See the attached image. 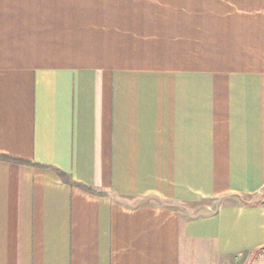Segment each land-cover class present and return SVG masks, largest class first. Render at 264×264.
Listing matches in <instances>:
<instances>
[{
    "label": "crops",
    "instance_id": "1",
    "mask_svg": "<svg viewBox=\"0 0 264 264\" xmlns=\"http://www.w3.org/2000/svg\"><path fill=\"white\" fill-rule=\"evenodd\" d=\"M56 7L0 3V264H264V0Z\"/></svg>",
    "mask_w": 264,
    "mask_h": 264
},
{
    "label": "rangeland",
    "instance_id": "2",
    "mask_svg": "<svg viewBox=\"0 0 264 264\" xmlns=\"http://www.w3.org/2000/svg\"><path fill=\"white\" fill-rule=\"evenodd\" d=\"M0 3L16 5L18 8L28 9L29 11L34 9L31 13H34L35 16L49 10L50 16L51 13H54V9L57 8V4H60L62 7L72 6L75 0H0ZM210 205L212 204L210 203Z\"/></svg>",
    "mask_w": 264,
    "mask_h": 264
},
{
    "label": "trees",
    "instance_id": "3",
    "mask_svg": "<svg viewBox=\"0 0 264 264\" xmlns=\"http://www.w3.org/2000/svg\"><path fill=\"white\" fill-rule=\"evenodd\" d=\"M2 161H7V162H14V163H19V164H25L24 162H20V161H15V160H12V159H9V158H5V157H1L0 158ZM58 175L59 177L65 182V183H69L71 184V182L66 178L65 175H63L62 173L58 172ZM80 189L82 190H85L87 191V188H85L84 186H80V185H77Z\"/></svg>",
    "mask_w": 264,
    "mask_h": 264
}]
</instances>
